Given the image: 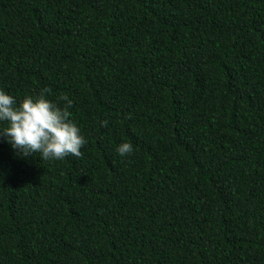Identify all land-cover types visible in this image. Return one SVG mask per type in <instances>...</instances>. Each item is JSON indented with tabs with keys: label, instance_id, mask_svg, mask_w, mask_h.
<instances>
[{
	"label": "trees",
	"instance_id": "trees-1",
	"mask_svg": "<svg viewBox=\"0 0 264 264\" xmlns=\"http://www.w3.org/2000/svg\"><path fill=\"white\" fill-rule=\"evenodd\" d=\"M45 87L87 144L0 136V264H264V0H0V90Z\"/></svg>",
	"mask_w": 264,
	"mask_h": 264
},
{
	"label": "clouds",
	"instance_id": "clouds-1",
	"mask_svg": "<svg viewBox=\"0 0 264 264\" xmlns=\"http://www.w3.org/2000/svg\"><path fill=\"white\" fill-rule=\"evenodd\" d=\"M50 92L51 89L45 87L36 97L25 96L17 105L13 96L0 90V123L7 125L0 128V136L7 138L21 158L34 157L36 153L44 161L82 156L81 149L87 141L71 118L69 109L73 101L66 95L52 101L47 98ZM102 126L106 127L107 121H103ZM117 152L128 156L133 153V147L122 143Z\"/></svg>",
	"mask_w": 264,
	"mask_h": 264
}]
</instances>
